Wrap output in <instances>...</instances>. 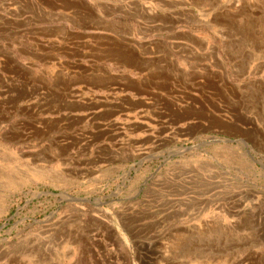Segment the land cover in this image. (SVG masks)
I'll use <instances>...</instances> for the list:
<instances>
[{"label":"rangeland","instance_id":"1","mask_svg":"<svg viewBox=\"0 0 264 264\" xmlns=\"http://www.w3.org/2000/svg\"><path fill=\"white\" fill-rule=\"evenodd\" d=\"M0 264H264V0H0Z\"/></svg>","mask_w":264,"mask_h":264},{"label":"crops","instance_id":"2","mask_svg":"<svg viewBox=\"0 0 264 264\" xmlns=\"http://www.w3.org/2000/svg\"><path fill=\"white\" fill-rule=\"evenodd\" d=\"M98 1H99V0H96V2H98ZM109 101H110V100L105 99V100L103 101V103H106V104H107V103H109ZM98 102H100V101L92 99L90 104H95V103H98ZM117 108H118L117 106L114 107V111H116ZM131 128H132V129H137V128H141V127H140V126H134V125H132Z\"/></svg>","mask_w":264,"mask_h":264}]
</instances>
